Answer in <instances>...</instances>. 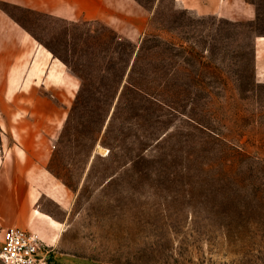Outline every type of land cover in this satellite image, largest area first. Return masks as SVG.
Wrapping results in <instances>:
<instances>
[{
    "label": "rangeland",
    "instance_id": "obj_1",
    "mask_svg": "<svg viewBox=\"0 0 264 264\" xmlns=\"http://www.w3.org/2000/svg\"><path fill=\"white\" fill-rule=\"evenodd\" d=\"M135 1L136 39L0 3L67 73L60 194L41 206L63 225L53 264H264V0L239 22Z\"/></svg>",
    "mask_w": 264,
    "mask_h": 264
},
{
    "label": "crops",
    "instance_id": "obj_2",
    "mask_svg": "<svg viewBox=\"0 0 264 264\" xmlns=\"http://www.w3.org/2000/svg\"><path fill=\"white\" fill-rule=\"evenodd\" d=\"M71 22L101 21L131 39L140 37L145 10L135 0H0ZM197 18L255 21L257 7L247 0H175ZM132 32V33H130ZM25 28L0 8V230L38 234L53 247L62 222L41 211L44 198L57 200L58 183L50 170L65 127L64 107L54 87L67 73L35 46ZM44 59V66L31 64ZM34 58V59H33ZM41 70V71H40ZM254 74L264 84V34L254 40ZM41 81L40 84L38 81ZM69 81V80H68ZM67 82V81H66ZM65 82V83H66Z\"/></svg>",
    "mask_w": 264,
    "mask_h": 264
},
{
    "label": "built area",
    "instance_id": "obj_3",
    "mask_svg": "<svg viewBox=\"0 0 264 264\" xmlns=\"http://www.w3.org/2000/svg\"><path fill=\"white\" fill-rule=\"evenodd\" d=\"M0 242L2 264H53L54 248L38 234L18 228L4 230Z\"/></svg>",
    "mask_w": 264,
    "mask_h": 264
},
{
    "label": "trees",
    "instance_id": "obj_4",
    "mask_svg": "<svg viewBox=\"0 0 264 264\" xmlns=\"http://www.w3.org/2000/svg\"><path fill=\"white\" fill-rule=\"evenodd\" d=\"M1 9L4 10L3 8H1ZM215 190L217 192H219V195H221L222 193L223 194L226 193L227 188H226V185H224L223 187L220 186L219 189L216 188ZM253 200L255 201V204H257V206H260V208L263 206L262 201H261V197H259V194L257 193L256 190H254V192H253Z\"/></svg>",
    "mask_w": 264,
    "mask_h": 264
}]
</instances>
